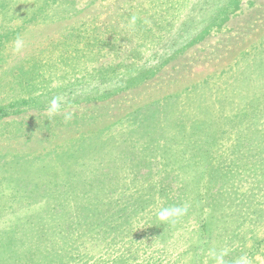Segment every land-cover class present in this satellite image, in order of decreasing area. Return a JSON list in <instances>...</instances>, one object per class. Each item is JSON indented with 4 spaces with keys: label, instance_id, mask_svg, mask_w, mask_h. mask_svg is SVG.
Returning <instances> with one entry per match:
<instances>
[{
    "label": "rangeland",
    "instance_id": "rangeland-1",
    "mask_svg": "<svg viewBox=\"0 0 264 264\" xmlns=\"http://www.w3.org/2000/svg\"><path fill=\"white\" fill-rule=\"evenodd\" d=\"M212 251L264 264V0H0V264Z\"/></svg>",
    "mask_w": 264,
    "mask_h": 264
},
{
    "label": "clouds",
    "instance_id": "clouds-1",
    "mask_svg": "<svg viewBox=\"0 0 264 264\" xmlns=\"http://www.w3.org/2000/svg\"><path fill=\"white\" fill-rule=\"evenodd\" d=\"M24 47V41L20 38L14 42V51H20ZM62 107V98L54 96L48 106L47 115L49 118L60 112ZM72 118L71 113H67L64 116L65 122L70 121ZM188 211L187 206L174 205L171 207H162L157 211L156 217L161 223H174L178 218L185 215ZM210 255L217 261V264H223V253L217 254L212 251Z\"/></svg>",
    "mask_w": 264,
    "mask_h": 264
},
{
    "label": "trees",
    "instance_id": "trees-1",
    "mask_svg": "<svg viewBox=\"0 0 264 264\" xmlns=\"http://www.w3.org/2000/svg\"><path fill=\"white\" fill-rule=\"evenodd\" d=\"M193 39H194V38L190 39V41H192ZM190 201H191V200H190ZM203 212H204V211H203L202 209H198V212H197L198 215H197V217L200 216L201 214H203ZM199 219H200V221L202 220V222H203V227H202V228H203V229H202L203 231H202V232L205 234V231H209V228H208L207 226H205V223H204V222L207 221V217H203V218H199ZM206 224L208 225V223H206ZM204 234H203V235H204ZM203 235H202V236H203ZM204 237H205V236H204ZM202 241H203V240H202Z\"/></svg>",
    "mask_w": 264,
    "mask_h": 264
}]
</instances>
